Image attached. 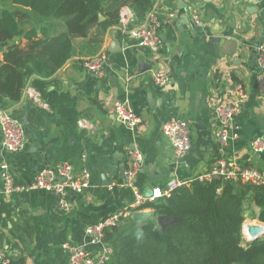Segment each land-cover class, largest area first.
Listing matches in <instances>:
<instances>
[{"label":"crops","instance_id":"0c3cea01","mask_svg":"<svg viewBox=\"0 0 264 264\" xmlns=\"http://www.w3.org/2000/svg\"><path fill=\"white\" fill-rule=\"evenodd\" d=\"M151 4L162 20L168 11L175 14L160 28L163 44L157 54L139 48L129 34L145 23L147 12L127 25L119 21L104 33L94 27L87 38L71 41L70 58L53 76L56 87H49L42 97L30 78L21 99L0 109L22 125L26 139L23 149L9 153L2 149L0 135V164L7 165L16 186L30 187L38 171L59 163L75 170L87 168L92 175V188L71 196L65 214L57 211L53 194L26 189L8 195L0 179V249L13 262L68 264L63 243L82 244L88 225L127 208L130 191L115 185L123 178L126 152L132 147L143 157L136 179L142 193L161 189L170 180H191L220 159L264 173V150L256 157L250 152L252 140L264 137V77L255 61L256 48L264 44V0ZM190 4L198 6L200 25L190 18ZM6 9L27 16L25 31L35 29L48 37L65 32L60 20L38 18L12 5ZM19 42L25 44L19 39L12 43ZM9 45L0 44V62ZM100 53L106 55L104 76L96 77L86 72L82 61ZM159 72L168 76L163 86L153 80ZM238 87L245 99L230 126L229 141L221 148L212 111L234 99ZM54 91L72 97L79 113L75 127L46 104ZM116 103H125L140 118L133 131L116 118ZM174 117L190 125L191 150L181 158L161 132L162 124ZM250 208L258 211L253 204ZM249 224L264 225L246 219L243 226Z\"/></svg>","mask_w":264,"mask_h":264},{"label":"trees","instance_id":"16d2710c","mask_svg":"<svg viewBox=\"0 0 264 264\" xmlns=\"http://www.w3.org/2000/svg\"><path fill=\"white\" fill-rule=\"evenodd\" d=\"M7 3L38 18L61 20L65 32L48 37L35 29L25 31L21 26L25 14L0 11V44H10L0 62V109L21 99L30 78L31 87L42 97L49 87H56L53 76L70 58L73 39L87 38L94 27L104 33L118 25L122 8L142 18L152 6L151 0H0ZM16 39L25 44L12 43ZM46 104L76 126L79 113L69 94L54 91ZM142 210H149L153 219L138 222L129 216L122 226L106 231L105 242L113 249L109 264H264V237L241 245L246 219L264 224V184L194 181L167 198L142 205L138 211ZM158 216L177 221L162 232L154 221ZM9 264L24 262L10 259Z\"/></svg>","mask_w":264,"mask_h":264},{"label":"built area","instance_id":"2783aa9c","mask_svg":"<svg viewBox=\"0 0 264 264\" xmlns=\"http://www.w3.org/2000/svg\"><path fill=\"white\" fill-rule=\"evenodd\" d=\"M198 6L190 4L189 13L192 22L200 25ZM175 16L168 11L162 20L155 9L147 12L143 25L134 27L130 35L136 40L139 48L157 54L162 47L160 28L163 22H169ZM134 18L128 8H122L119 12V21L127 25ZM105 53L86 58L82 61V67L90 75L104 76ZM255 61L258 70L264 77V44L256 48ZM154 82L163 86L168 83V76L159 72L153 77ZM245 99V93L237 88L234 99L224 104L215 105L212 111L214 134L217 143L224 148L229 141V130L234 118L238 115ZM116 118L133 131L141 122L140 118L125 103H116L114 106ZM161 132L173 148L174 155L184 157L191 150L190 125L182 118H170L161 126ZM0 135L2 149L9 153H16L24 148L26 143L22 125L4 110H0ZM264 150V137L259 136L250 143V152L253 156H259ZM143 157L138 148L132 147L126 152V163L123 178L115 186L125 188L132 195V202L127 208L115 212L97 223L88 225L84 230V242L82 244L63 243L62 249L68 255V264H109L113 255V249L105 242V233L109 229L119 227L123 220L131 217L142 205L154 202L160 198L169 197L175 190L189 186L192 182H209L214 179L250 183L254 185L264 184V173L254 168H240L232 161L218 160L213 166L191 180H170L161 189H152L150 197H145L136 186L137 176L142 168ZM0 179L6 194L35 189L53 194L56 198V209L65 214L70 211L69 199L73 195H81L92 188V175L87 168L75 170L69 163H59L51 167L43 168L36 173L30 187H18L15 185L12 175L5 163L0 164ZM123 224V223H122ZM246 234V232H245ZM9 257L0 249V264H9Z\"/></svg>","mask_w":264,"mask_h":264},{"label":"water","instance_id":"95a60500","mask_svg":"<svg viewBox=\"0 0 264 264\" xmlns=\"http://www.w3.org/2000/svg\"><path fill=\"white\" fill-rule=\"evenodd\" d=\"M98 17H99V21L103 19L101 15H99ZM151 194H152L151 189H147L143 193L145 197H150ZM131 219L133 221L143 222L148 219H153V214L150 211L148 212L135 211L132 213ZM154 221L157 227L160 229V231L164 232L172 223L176 222L177 219L167 216H158L154 218ZM242 229L246 232V241L248 244L254 243L264 237V227H262L261 225H245L243 226Z\"/></svg>","mask_w":264,"mask_h":264},{"label":"rangeland","instance_id":"374dc122","mask_svg":"<svg viewBox=\"0 0 264 264\" xmlns=\"http://www.w3.org/2000/svg\"><path fill=\"white\" fill-rule=\"evenodd\" d=\"M9 5H10V4H0V11H1L2 9H4V8L9 7ZM60 22L62 23L61 20H60ZM62 24H63V23H62ZM28 25H29V24L26 23V22H22V24H21L22 28H26ZM253 225H259V224H253ZM121 226H122V223H121ZM261 226L264 227V225H261ZM242 237H243V239H242V243H241V245H242L243 247H245V246L247 245V241H246V234H245V231H244L243 229H242Z\"/></svg>","mask_w":264,"mask_h":264},{"label":"clouds","instance_id":"9594fccd","mask_svg":"<svg viewBox=\"0 0 264 264\" xmlns=\"http://www.w3.org/2000/svg\"><path fill=\"white\" fill-rule=\"evenodd\" d=\"M140 233H138V237H139Z\"/></svg>","mask_w":264,"mask_h":264},{"label":"bare ground","instance_id":"6f19581e","mask_svg":"<svg viewBox=\"0 0 264 264\" xmlns=\"http://www.w3.org/2000/svg\"><path fill=\"white\" fill-rule=\"evenodd\" d=\"M248 224V223H247ZM252 224V223H251ZM250 225V224H249Z\"/></svg>","mask_w":264,"mask_h":264}]
</instances>
